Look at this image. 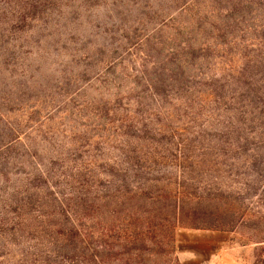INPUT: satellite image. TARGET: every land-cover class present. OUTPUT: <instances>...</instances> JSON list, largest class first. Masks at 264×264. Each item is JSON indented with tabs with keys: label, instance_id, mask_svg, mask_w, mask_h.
Segmentation results:
<instances>
[{
	"label": "rangeland",
	"instance_id": "obj_1",
	"mask_svg": "<svg viewBox=\"0 0 264 264\" xmlns=\"http://www.w3.org/2000/svg\"><path fill=\"white\" fill-rule=\"evenodd\" d=\"M263 237L264 0H0V264H254Z\"/></svg>",
	"mask_w": 264,
	"mask_h": 264
},
{
	"label": "trees",
	"instance_id": "obj_2",
	"mask_svg": "<svg viewBox=\"0 0 264 264\" xmlns=\"http://www.w3.org/2000/svg\"><path fill=\"white\" fill-rule=\"evenodd\" d=\"M75 197V207H76V211H73L74 212V216L76 218L75 220V229H77L78 231H81L79 229V226H82L83 228V225L80 224V222H82V220H84V213L81 214V212H85L87 211L88 209L87 208H90V205H86L84 204L85 202V199H83V197L79 196V195H76L74 196ZM227 212V211H226ZM184 213V209L182 208L181 206V203L177 202V204L175 205V209H173V216L175 217L176 220H180V217L183 215ZM228 213V212H227ZM78 216V217H77ZM214 227V226H212ZM219 227H223V226H219ZM219 227H216V228H219ZM225 228V227H223ZM81 233V232H79ZM252 242L250 243H254V244H257V246H259L257 248V254H256V259H255V262L254 264H264V237L262 239H251Z\"/></svg>",
	"mask_w": 264,
	"mask_h": 264
}]
</instances>
